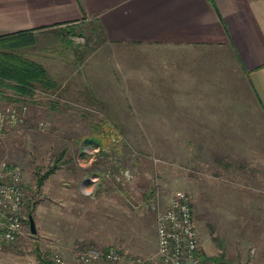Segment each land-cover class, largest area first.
I'll return each instance as SVG.
<instances>
[{
  "label": "rangeland",
  "instance_id": "rangeland-1",
  "mask_svg": "<svg viewBox=\"0 0 264 264\" xmlns=\"http://www.w3.org/2000/svg\"><path fill=\"white\" fill-rule=\"evenodd\" d=\"M88 28L38 32L17 48L44 66L47 88L22 95L0 82V165L20 168L25 191L24 232L0 243V264H41L38 252L52 264L56 254L82 264V253L111 247L121 261L89 264L155 259L158 215L179 190L191 196L204 256L264 264L262 135L139 132L145 111L131 110L130 94L118 95L102 74L95 84L84 79L83 60L101 41Z\"/></svg>",
  "mask_w": 264,
  "mask_h": 264
},
{
  "label": "crops",
  "instance_id": "crops-1",
  "mask_svg": "<svg viewBox=\"0 0 264 264\" xmlns=\"http://www.w3.org/2000/svg\"><path fill=\"white\" fill-rule=\"evenodd\" d=\"M75 26L101 40L85 81L130 94L139 132L262 135L264 150V0H0V37Z\"/></svg>",
  "mask_w": 264,
  "mask_h": 264
},
{
  "label": "built area",
  "instance_id": "built-area-1",
  "mask_svg": "<svg viewBox=\"0 0 264 264\" xmlns=\"http://www.w3.org/2000/svg\"><path fill=\"white\" fill-rule=\"evenodd\" d=\"M0 111V127L4 119ZM17 115L11 113V119ZM22 171L7 163L0 165V243H14L24 232L22 211L25 191ZM158 256L155 259H134L132 264H197L200 261V234L194 219L191 196L183 190L177 191L168 207L158 215ZM1 249V244H0ZM123 258L118 248L102 252L97 249L82 253L79 261L89 264L103 259L119 262ZM54 264H64L59 255H54Z\"/></svg>",
  "mask_w": 264,
  "mask_h": 264
},
{
  "label": "trees",
  "instance_id": "trees-1",
  "mask_svg": "<svg viewBox=\"0 0 264 264\" xmlns=\"http://www.w3.org/2000/svg\"><path fill=\"white\" fill-rule=\"evenodd\" d=\"M34 38V35L28 31L0 37V82H9L11 88L22 95L30 93L37 84H40L42 88H47L52 82L42 64L17 52V48L33 43ZM54 170L51 168L43 174L38 179V184H42L43 179L52 174ZM199 256L204 260H212L214 264H222L224 260L223 256H204L201 251ZM38 258L41 264H52L41 252H38Z\"/></svg>",
  "mask_w": 264,
  "mask_h": 264
},
{
  "label": "water",
  "instance_id": "water-1",
  "mask_svg": "<svg viewBox=\"0 0 264 264\" xmlns=\"http://www.w3.org/2000/svg\"><path fill=\"white\" fill-rule=\"evenodd\" d=\"M30 227H31V231L32 233H36V224L33 218H30Z\"/></svg>",
  "mask_w": 264,
  "mask_h": 264
}]
</instances>
